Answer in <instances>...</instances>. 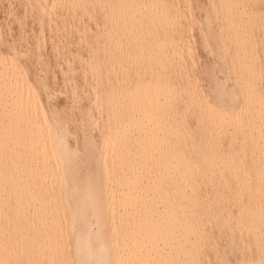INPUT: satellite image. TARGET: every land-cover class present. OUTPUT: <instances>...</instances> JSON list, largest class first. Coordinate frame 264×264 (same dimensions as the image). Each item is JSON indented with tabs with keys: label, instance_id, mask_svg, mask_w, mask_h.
I'll list each match as a JSON object with an SVG mask.
<instances>
[{
	"label": "bare ground",
	"instance_id": "6f19581e",
	"mask_svg": "<svg viewBox=\"0 0 264 264\" xmlns=\"http://www.w3.org/2000/svg\"><path fill=\"white\" fill-rule=\"evenodd\" d=\"M0 264H264V0H0Z\"/></svg>",
	"mask_w": 264,
	"mask_h": 264
},
{
	"label": "rangeland",
	"instance_id": "374dc122",
	"mask_svg": "<svg viewBox=\"0 0 264 264\" xmlns=\"http://www.w3.org/2000/svg\"><path fill=\"white\" fill-rule=\"evenodd\" d=\"M186 12L187 11H185L183 14L184 18L187 16ZM157 15H161V14L157 13L156 15L151 16L152 22L149 24L148 28H149L151 33L161 34L164 32V30H166L169 27V22H168V19L165 18V16L161 15V16H158L160 18H157ZM194 22H189V20L184 19V20H181V23H175L174 24V27H175L174 31L178 32V36L183 38L182 41H184V42L186 41L187 45L184 46V44L182 45V43H181L180 44L181 51H180V49H178L177 53L167 54L166 58H170V57L173 58V57H177V56H184V57H186V56L194 57L195 56L196 57V55H198L200 53V48H199V46H197L198 43L196 40L197 37H196L195 31L197 32V30H198L197 27H203V26H201L203 24H201L200 21H198V20H196V21L194 20ZM196 22H198L197 23L198 26H197ZM15 23L17 24L18 21ZM11 24H13V23H11ZM204 24H209L211 27H215V26L219 27V26H222L224 23L221 19L212 18L209 21H207V23H204ZM12 26L13 25H11V27ZM8 32H10V31H8ZM16 37L13 36V38H16ZM13 38H11V39H13ZM70 38H71V36H70ZM13 40L16 41L17 38L13 39ZM26 41H27V43H26ZM26 41H24L25 43L23 42V44H25V45L22 44L24 49H25V47L27 49L29 44H30V42H29L30 39L26 40ZM180 52H181V54H180ZM178 54H180V55H178ZM54 58L57 59L56 56ZM247 146H249V145L247 144ZM239 147H240V145L236 144V143L222 146V148L232 149V150L238 149Z\"/></svg>",
	"mask_w": 264,
	"mask_h": 264
}]
</instances>
